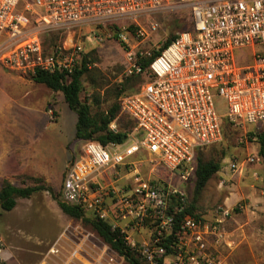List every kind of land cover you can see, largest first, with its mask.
<instances>
[{
  "label": "built area",
  "instance_id": "built-area-1",
  "mask_svg": "<svg viewBox=\"0 0 264 264\" xmlns=\"http://www.w3.org/2000/svg\"><path fill=\"white\" fill-rule=\"evenodd\" d=\"M178 11L187 12V28L167 44L164 39L140 46L159 31L157 15ZM44 29L66 39L45 48ZM76 34L115 36L125 54L123 77L138 75L144 81L119 98L120 113L134 124L124 142L81 140L82 155L73 158L64 173L62 201L119 229L125 243L147 259L144 264H157L161 258L135 248L113 217L131 230L152 217L170 232L174 212L184 207L183 192L145 179L136 170L127 189L103 188L100 173L134 170L133 158L143 154L156 157L167 170L188 173L197 151L221 139L223 116L248 125L264 120V0H0V66L9 73H60L68 82L85 58V66H90L87 52L74 42ZM239 49L246 50L249 63L236 60ZM217 98L224 101L223 114ZM230 167L235 173L241 163ZM201 224L185 214L177 240L189 238L204 248ZM177 248L179 261L174 264H183ZM3 249L0 238V252Z\"/></svg>",
  "mask_w": 264,
  "mask_h": 264
},
{
  "label": "rangeland",
  "instance_id": "rangeland-1",
  "mask_svg": "<svg viewBox=\"0 0 264 264\" xmlns=\"http://www.w3.org/2000/svg\"><path fill=\"white\" fill-rule=\"evenodd\" d=\"M156 19L160 29L149 42L140 45L142 48L168 39L189 25L185 11L166 12ZM64 39V35L54 30H42L45 48L59 45ZM74 42L80 43L90 60L81 76L79 96L93 117L104 114L113 103L119 102L120 96L144 81L138 75L123 77L125 54L115 36L76 34ZM235 55L242 64L250 61L246 50H236ZM2 78L6 80L1 86L6 90L2 104L10 112V119L9 125L0 126L3 162L0 171L5 168V177L0 174V185L3 179L19 187L33 186L40 180L62 200L66 167L73 158L82 155V141L74 136L76 114L61 92L36 83L31 77L9 73L0 66V83L4 82ZM216 103L223 114L224 101L217 98ZM111 124L114 131L129 132L133 122L118 112L109 128ZM221 131V139L199 149L196 156L202 162L220 164L194 201L193 214L206 232L204 248L189 238L178 240L176 248L181 252L183 264H264V160L258 152V135L264 132V120L248 125L223 116ZM249 155L256 158L248 162L245 158ZM133 159L134 170L121 167L118 173L113 174L111 169L100 173L103 188L124 185L127 189L126 184L133 182L136 170L145 179H155L183 192L185 206L192 203L194 171L167 170L156 157L147 154ZM236 161L241 163V169L234 173L230 165ZM84 214L92 217L88 212ZM113 218L130 234L135 248L154 258L160 257L161 264L179 261L175 252L163 253L157 244L161 236L169 234L165 226H159V220L144 218L131 230L117 216ZM0 238L4 247L0 264H127L89 224L64 214L45 190L29 198H16V205L9 211L0 209Z\"/></svg>",
  "mask_w": 264,
  "mask_h": 264
},
{
  "label": "trees",
  "instance_id": "trees-1",
  "mask_svg": "<svg viewBox=\"0 0 264 264\" xmlns=\"http://www.w3.org/2000/svg\"><path fill=\"white\" fill-rule=\"evenodd\" d=\"M176 35L166 39V44L175 38ZM56 46V45H54ZM52 46V47H54ZM87 56V55H86ZM85 60L81 65L74 70L70 80L65 82L63 75L60 73H47L43 71H36L31 79L40 84H44L52 91H59L63 94V98L67 106L75 112L76 123L74 136L80 140H96L102 145L108 143H122L126 140L129 132L113 131L109 128V124L113 121L120 113L119 103H113L107 111L100 114L98 118L93 117L90 114L89 106L80 100V92L82 89L81 76L87 70L85 66ZM90 61V60H89ZM149 61L143 62V66L146 67ZM134 125V124H133ZM132 125V127H133ZM131 127V128H132ZM131 130V129H130ZM260 148L259 154L262 155L264 160V132L258 135ZM195 155L194 160V175L195 182L193 187V201L189 205L175 211L173 215V222L171 225V231L165 236H161L157 244L160 248L164 249L166 254L174 253L177 247V236L176 232L180 228V222L185 214L199 219L197 215L193 214L194 201L197 195L200 193L209 177L219 170L220 164L214 161L202 162ZM40 181V180H39ZM35 183L33 186H15L7 179H3L0 185V209L4 211L11 210L16 205V198H29L35 192L48 191L60 210L71 218L80 219L81 221L89 224L91 228L97 233L99 237L119 256L123 257L127 264H144L141 256L137 253L134 248H131L125 243L123 234L120 230L115 228L112 229L110 225L101 219L95 217H87L86 213L81 208L68 204L56 197L51 186L40 182ZM263 185H264V169H263ZM157 264H161V259H157Z\"/></svg>",
  "mask_w": 264,
  "mask_h": 264
},
{
  "label": "crops",
  "instance_id": "crops-1",
  "mask_svg": "<svg viewBox=\"0 0 264 264\" xmlns=\"http://www.w3.org/2000/svg\"><path fill=\"white\" fill-rule=\"evenodd\" d=\"M2 81H4V82L0 83V117H3V120L0 121V124H1L0 126H2L4 128L5 126L9 125L10 112L7 111L2 104V101L5 100L6 90H4V88H2L1 86L5 83L6 80L4 78H2ZM75 120H74V124L76 123ZM2 164H3V162L0 160V169L2 168L1 167ZM4 171H5V168H3L0 171V174L2 175L3 178L5 177Z\"/></svg>",
  "mask_w": 264,
  "mask_h": 264
}]
</instances>
